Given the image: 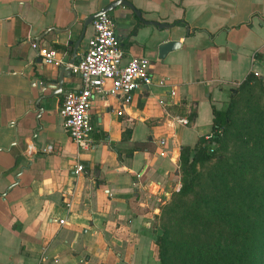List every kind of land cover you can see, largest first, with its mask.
I'll return each mask as SVG.
<instances>
[{"label":"crops","instance_id":"1","mask_svg":"<svg viewBox=\"0 0 264 264\" xmlns=\"http://www.w3.org/2000/svg\"><path fill=\"white\" fill-rule=\"evenodd\" d=\"M111 1L0 0V264H155L150 220L178 190L179 148L204 137L210 106L223 109L248 71L264 77V0H124L138 16L121 5L108 15L123 58L148 59L150 83L119 115L118 98L94 96L80 151L58 116L79 79L70 69L58 89L55 75L69 66L81 20ZM91 35L89 24L73 63ZM168 40L179 47L159 58Z\"/></svg>","mask_w":264,"mask_h":264},{"label":"trees","instance_id":"2","mask_svg":"<svg viewBox=\"0 0 264 264\" xmlns=\"http://www.w3.org/2000/svg\"><path fill=\"white\" fill-rule=\"evenodd\" d=\"M252 80L259 81L260 78L248 71L237 83V89L228 90L223 109L210 106L211 151L203 137H199L192 147L179 148V186L174 193L177 198L168 211L179 208L177 222L181 227L187 226L192 233L178 236L171 244L173 250L170 252L164 237L157 236L159 264H264V154L255 153L248 161L220 159L218 165L212 167L207 181L214 193L186 200L188 194L195 193L196 166L214 159L213 151L233 124L231 117L238 92ZM259 114L254 116L256 125L245 127L242 134L249 138L244 144L250 151L261 149L264 153V110ZM194 117L195 112L190 111L185 118L192 120ZM249 161L256 163L250 166ZM198 232L209 239L207 246H202ZM220 244L226 246L221 248ZM174 255L176 262L171 259Z\"/></svg>","mask_w":264,"mask_h":264},{"label":"built area","instance_id":"3","mask_svg":"<svg viewBox=\"0 0 264 264\" xmlns=\"http://www.w3.org/2000/svg\"><path fill=\"white\" fill-rule=\"evenodd\" d=\"M91 21L92 35L87 39L78 60L69 65L79 79V86L77 90L69 89L64 93L58 109L64 131L80 151L87 150L90 146L92 125L89 121V109L94 96L107 95L118 98L120 108L116 114L119 115L131 102L135 91L150 83L148 59L145 56L123 58L114 33V23L108 13L101 12ZM36 53L46 64L56 65L59 62L55 51L51 49H38ZM255 60L256 56L252 55L251 63ZM173 93L170 91V95ZM164 103L165 101L158 100V104ZM177 120L182 125L188 124L184 118ZM211 136V132H207L203 137L207 141L209 151L212 150V145L209 144ZM159 144L162 145L163 142L160 141ZM158 154L163 155L161 151ZM72 168L75 175L84 171L79 162L74 163ZM69 208L70 202L67 201L64 203V209L68 211ZM63 222V219L57 221L60 225Z\"/></svg>","mask_w":264,"mask_h":264},{"label":"rangeland","instance_id":"4","mask_svg":"<svg viewBox=\"0 0 264 264\" xmlns=\"http://www.w3.org/2000/svg\"><path fill=\"white\" fill-rule=\"evenodd\" d=\"M237 87L238 85H234L229 89H237ZM263 89L264 77L260 78L259 81H250L248 86L238 92L237 103L231 117V119L233 120V124L227 128L226 132L222 135L219 147L213 151L214 159H212V161L210 162H206L203 165L196 166L198 177L197 185L195 186V193L188 194L186 196V200L194 198L195 196L205 197L208 192L214 193L213 189H211L212 187H210L209 184L207 185V181L212 167L214 166V164L218 165L220 159H234L237 161L245 159L248 161L252 156L255 155V153L259 155L264 154L262 151H260L261 149L250 151L247 148V145L244 144L245 141H249V138L246 135L242 134L245 127L250 128L256 125L254 122V116L260 115V111L262 112L264 110V93L262 92ZM241 155L246 157L243 158V156ZM256 161L260 164L263 163L259 162L257 159ZM249 163L250 166H252L253 163L256 162L249 161ZM259 168L260 166L256 169ZM176 191H173L166 200L162 201L159 204L157 209L153 212L152 219L150 220L148 232L152 237V256H154L155 264H159L157 256L158 247L155 244V239L157 236L164 237L165 241H167L169 244L167 246V250L168 252H170L173 250L171 244L178 239V236L192 233V230L188 229L187 226L181 227L179 225V222H177L179 208L168 211V207L173 205V203L176 201L177 197H175L174 194ZM198 235L199 241L202 243V246H207V244H209V239L206 238L203 233H199ZM219 246L222 248L226 245L223 246L222 244H220ZM171 259L176 262V255H174V257L172 256Z\"/></svg>","mask_w":264,"mask_h":264},{"label":"water","instance_id":"5","mask_svg":"<svg viewBox=\"0 0 264 264\" xmlns=\"http://www.w3.org/2000/svg\"><path fill=\"white\" fill-rule=\"evenodd\" d=\"M117 5H121L124 7H127L128 9H130L136 16L139 15L138 11L134 8H132V6L130 5V3L124 1V0H113L110 3H108L107 5L103 6L102 8H100V10L94 12L93 14H89L88 16H86L85 18H83L82 21V25H81V30L79 32V34L77 35V37L75 38V40L73 42H71V40L67 41V44H71V48H70V58L68 59L67 63L70 65L73 63L74 58H75V49L77 48V45L79 43V41L81 40L84 30L86 28L87 25L91 24V20L96 17L97 15H99L101 12H106L108 13L109 11H111L115 6ZM146 23H150L152 25L157 26L158 28H168V26H170V24H163V23H158V22H146ZM67 30V29H66ZM66 30H61V32H64ZM50 31H55L54 28H50V29H45V31H43L39 37L41 36H45L48 32ZM35 48H37L36 42L34 45ZM179 47V43L177 41L174 40H168L166 42H162L160 44H158L157 46V53H158V57L159 58H163L166 54H168L169 51H172L176 48ZM69 66H63L62 68H59V70H57V74L55 75V79H56V88L60 89L61 88V78L63 76H65L66 74L69 73ZM58 93V92H57ZM195 104H193L194 106Z\"/></svg>","mask_w":264,"mask_h":264}]
</instances>
